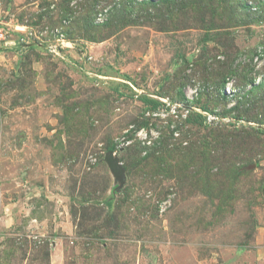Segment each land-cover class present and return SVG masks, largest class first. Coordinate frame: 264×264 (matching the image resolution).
<instances>
[{"label": "rangeland", "instance_id": "rangeland-1", "mask_svg": "<svg viewBox=\"0 0 264 264\" xmlns=\"http://www.w3.org/2000/svg\"><path fill=\"white\" fill-rule=\"evenodd\" d=\"M171 1L0 0V21L69 44L0 55V264H264V0ZM164 138L184 148L157 164Z\"/></svg>", "mask_w": 264, "mask_h": 264}, {"label": "trees", "instance_id": "trees-1", "mask_svg": "<svg viewBox=\"0 0 264 264\" xmlns=\"http://www.w3.org/2000/svg\"><path fill=\"white\" fill-rule=\"evenodd\" d=\"M141 1H144V0H141ZM148 2V4H151V5H153V4H163L162 6H165V7H168V6H170V4H171V0H155V1H153V0H147ZM205 1V3L206 4H208V5H211V4H215L214 3V1L215 0H198V2L197 3H195L193 6H195V11L197 12L198 10H201L202 9V7H200V6H202V5H205V4H203L202 2H204ZM220 1V0H219ZM189 2V3H188ZM188 2H187V0H184V1H182V0H180V2H179V6L178 7H175V8H173V9H171V10H169V11H167V13L170 15V17L172 18V16H173V13L178 9V8H184V11H188V10H192L190 7H191V3L193 2V0H188ZM222 2V1H221ZM190 4V5H189ZM204 7V6H203ZM225 7H226V5H225ZM230 14V13H229ZM230 16H231V14H230ZM41 17V16H40ZM154 19V18H153ZM23 25H25V24H23ZM25 26H27V27H29V28H31L30 26H28V25H25ZM212 26H214L213 25V23H210V24H208L207 25V28L209 29V30H211L213 27ZM5 30L7 31V35H8V38H11L12 37V39H14V42H15V45H14V47H15V49H17V51H18V53H19V56H21L22 55V58L20 59V62H19V64L21 63V64H23L24 63V59H27V58H29L30 57V52H31V55L32 54H34L35 52H37L36 50H38V47H36V45H34V44H36L37 43V41L36 42H34V43H31L32 41L31 40H28V42H27V44H23V42H20V38L22 37V35L23 34H20L19 32H17L16 30H14L13 28H5ZM217 34L215 33H213V34H208L207 36H204L202 39H204V40H202V42H205V41H209V40H213L214 41V39L215 38H211V39H208L209 37H214V36H216ZM10 36V37H9ZM31 41V42H30ZM44 44V43H43ZM7 48H0V53H2V54H4L3 52L6 50ZM9 50L11 49V48H8ZM250 65V64H249ZM249 68V70H251L252 69V66H249L248 67ZM223 74H221L220 73V75L218 76V79L217 80H219L218 81V84H220V83H222V82H224V78H225V75H227L228 77L230 76L229 74H231V70H228V74H225L224 75V71L222 72ZM203 76H204V73H203ZM183 85H185V83H183V84H181V88L183 87ZM177 97L179 98V100H187L186 98H185V95L183 94V92L181 91V89H179V91L177 92ZM200 98H201V94H200V92H197L196 93V98L195 99H193V104H195L196 105V108H200L201 110H203V111H210V112H212L211 110H210V108H208L209 107V105L207 104V102L206 101H201L200 100ZM142 99V103L143 104H145L146 106H147V108H149V109H156V107H158L159 105H160V101L159 100H157V99H155V98H147V97H144V98H141ZM191 102V103H192ZM190 103V106H192L193 104H191ZM205 119H206V117L205 116H203V115H201V114H199L198 112H192V110H188L187 111V115H186V118L183 120L184 121V123H186V124H191V125H193V124H202L203 122H205ZM175 129H177V128H175ZM178 130V129H177ZM173 133H177V131L176 130H172L171 132H170V134H171V136H172V134ZM170 145H169V142H168V140L167 141H165V138H164V141H161V144L160 145H158L157 147H153L152 149H151V153H154L156 150H158V151H160V156L159 157H157V159H159V160H157V164H159V163H161V162H163V161H165V155H167L168 153H175L176 151H178V152H180L181 151V149L182 148H184V147H178V146H175V147H169ZM107 149H108V151L109 152H113L114 151V146H112V145H109L108 147H107ZM160 149H162V150H160ZM187 149V148H186ZM187 152L188 151H185V153H183L181 156L179 155V157H181V161H186L185 159H184V155L186 154L187 155ZM179 157H177V158H179ZM153 158V157H152ZM179 160H180V158H179ZM183 163H185V162H183ZM199 165V164H198ZM194 167V171H190L189 173L191 174L190 175V178H192L193 179V181L190 179L188 182L189 183H193L192 185L195 187V186H198V185H200L201 183H202V187H201V190H204L206 187H209L210 186V184H208V183H204V181H205V179L204 178H202V174H205L204 172L202 173V171L200 170V169H198L197 167H195V166H193ZM185 169V168H184ZM205 171V170H204ZM202 173V174H201ZM206 175V174H205ZM207 175H208V172H207ZM179 181L180 182H182V183H185L186 181L183 179V178H180L179 179ZM206 191V190H205ZM228 194H229V192H228ZM227 194V195H228Z\"/></svg>", "mask_w": 264, "mask_h": 264}, {"label": "built area", "instance_id": "built-area-1", "mask_svg": "<svg viewBox=\"0 0 264 264\" xmlns=\"http://www.w3.org/2000/svg\"><path fill=\"white\" fill-rule=\"evenodd\" d=\"M16 27H17V25H14V24L10 25L9 23L0 21V48L1 47L2 48H7V46L15 45L14 41L8 39V35H7L8 33L5 30V28H13L14 30H16L20 34H23L22 37L20 38V42H23L24 45L27 44L28 40L37 41L36 44L43 45L45 51H47V53L52 55L53 57H55V56H57L59 54L58 51L62 52V49L64 47H68V46H65V45H69V44H63V40L64 39L62 40L61 39L62 37L56 36L57 37V39L55 38L56 40H48V41L47 40H42L41 37H32L34 35L32 28H29V27H27L25 25H22V29H21L22 31H19ZM54 41H56V42L60 41V43H61L60 45L62 47L59 44H54L55 43ZM64 49H67V48H64ZM68 51H70V50H67V52ZM0 55L2 56L3 54L0 53ZM260 56H261V59L259 58ZM58 57L59 56H57L56 58H58ZM259 57L258 58L257 57L254 58V61H257V59H258L259 62H260V60H263V55H262L261 51H260Z\"/></svg>", "mask_w": 264, "mask_h": 264}, {"label": "water", "instance_id": "water-1", "mask_svg": "<svg viewBox=\"0 0 264 264\" xmlns=\"http://www.w3.org/2000/svg\"><path fill=\"white\" fill-rule=\"evenodd\" d=\"M103 162L105 163L114 183H118L117 190L120 189L125 180L124 168L122 167L118 156L113 152L104 154Z\"/></svg>", "mask_w": 264, "mask_h": 264}, {"label": "clouds", "instance_id": "clouds-1", "mask_svg": "<svg viewBox=\"0 0 264 264\" xmlns=\"http://www.w3.org/2000/svg\"><path fill=\"white\" fill-rule=\"evenodd\" d=\"M39 46H42L41 44H39ZM45 50V49H44ZM260 51H261V53H262V55H263V60H260V62L258 61V59H257V61H254V58H258L259 57V54H260ZM45 52H47V51H45ZM48 54V53H47ZM50 55V54H49ZM52 56V55H51ZM260 59H261V56L259 57ZM251 60H250V64L252 65V66H255V65H260V63L262 64L263 63V65H264V49L263 48H259V49H257V50H255L254 52H253V56H252V58H250ZM262 65V66H263ZM114 153V152H113Z\"/></svg>", "mask_w": 264, "mask_h": 264}]
</instances>
